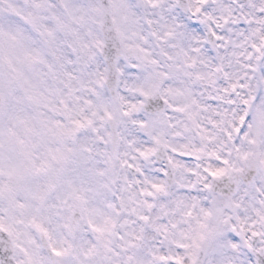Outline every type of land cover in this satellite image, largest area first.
Segmentation results:
<instances>
[{
    "label": "snow or ice",
    "instance_id": "6c2138e0",
    "mask_svg": "<svg viewBox=\"0 0 264 264\" xmlns=\"http://www.w3.org/2000/svg\"><path fill=\"white\" fill-rule=\"evenodd\" d=\"M0 264H264V0H0Z\"/></svg>",
    "mask_w": 264,
    "mask_h": 264
}]
</instances>
